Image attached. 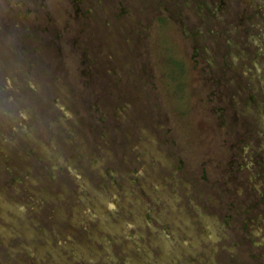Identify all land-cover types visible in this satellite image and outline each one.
<instances>
[{"label":"rangeland","instance_id":"obj_1","mask_svg":"<svg viewBox=\"0 0 264 264\" xmlns=\"http://www.w3.org/2000/svg\"><path fill=\"white\" fill-rule=\"evenodd\" d=\"M0 264H264V0H0Z\"/></svg>","mask_w":264,"mask_h":264},{"label":"trees","instance_id":"obj_2","mask_svg":"<svg viewBox=\"0 0 264 264\" xmlns=\"http://www.w3.org/2000/svg\"><path fill=\"white\" fill-rule=\"evenodd\" d=\"M172 63H175L174 65H176L180 70H182V64L183 63H181V62H178V61H174V62H172ZM179 86H181V84H179Z\"/></svg>","mask_w":264,"mask_h":264}]
</instances>
